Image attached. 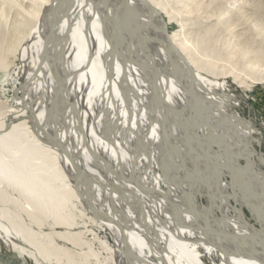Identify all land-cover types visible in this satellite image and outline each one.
<instances>
[{
    "label": "bare ground",
    "instance_id": "obj_1",
    "mask_svg": "<svg viewBox=\"0 0 264 264\" xmlns=\"http://www.w3.org/2000/svg\"><path fill=\"white\" fill-rule=\"evenodd\" d=\"M6 15L24 37L27 120L0 119V241L27 243L36 264L100 260L90 231H73L76 201L112 237H93L111 264H204L200 249L264 264V230L229 184L264 220L257 129L152 4L0 0Z\"/></svg>",
    "mask_w": 264,
    "mask_h": 264
},
{
    "label": "rangeland",
    "instance_id": "obj_2",
    "mask_svg": "<svg viewBox=\"0 0 264 264\" xmlns=\"http://www.w3.org/2000/svg\"><path fill=\"white\" fill-rule=\"evenodd\" d=\"M145 1L152 4L168 24L170 35H179L180 42L191 53L201 56L199 58L209 67L207 74L223 82L227 92L234 99V110L257 129V148L264 156V0ZM8 19L14 20V16L6 15L0 19V50L5 56L9 70L7 73L0 69V119L8 125H19L27 120L19 115L23 108L19 99L24 95L21 87L25 80L26 62L21 60V44L16 40L21 42L24 37L14 32L10 33L11 35L7 33L6 26H10L7 24ZM250 59L252 63H249ZM229 184L231 195L237 198L244 209V219L264 230L263 218L250 209L247 199L251 197L250 193L247 192L245 196L238 191L236 185ZM73 203L75 206L68 210L74 214L77 223L73 231H90L85 236L94 244L93 248L101 253L100 260L92 258L91 264H111L109 255L93 241V237L107 240L113 246L112 237L105 229L82 219L81 206L76 201ZM203 203H206L205 200ZM52 225L53 221L49 220L43 226L44 231L50 232ZM57 230L66 229L57 227ZM14 242L16 245L0 241L1 263L36 264L27 253L31 247L23 241ZM57 242L71 249L65 241ZM22 248L25 251H21ZM200 252L204 264H221L222 258L217 252L212 256L204 249H200ZM75 262L71 264H80ZM52 264L56 262L52 260ZM60 264L68 263L63 260Z\"/></svg>",
    "mask_w": 264,
    "mask_h": 264
}]
</instances>
